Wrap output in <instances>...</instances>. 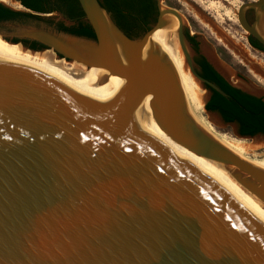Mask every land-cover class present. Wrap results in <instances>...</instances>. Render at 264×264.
Segmentation results:
<instances>
[{
  "label": "water",
  "instance_id": "obj_1",
  "mask_svg": "<svg viewBox=\"0 0 264 264\" xmlns=\"http://www.w3.org/2000/svg\"><path fill=\"white\" fill-rule=\"evenodd\" d=\"M160 1L156 22L136 38L98 0H78L95 40L34 25L21 33L57 59L128 77L122 81L65 88L0 51V264H264V170L200 122L149 39L164 19L178 21L204 105L211 90L225 94L197 73L181 15ZM42 16L72 24L60 12ZM236 17L264 47V0L242 3ZM0 37L32 54L48 51ZM205 111L239 139L264 136L241 135Z\"/></svg>",
  "mask_w": 264,
  "mask_h": 264
},
{
  "label": "trees",
  "instance_id": "obj_2",
  "mask_svg": "<svg viewBox=\"0 0 264 264\" xmlns=\"http://www.w3.org/2000/svg\"><path fill=\"white\" fill-rule=\"evenodd\" d=\"M15 1L25 10L13 9L0 3V27L5 23L27 24L95 40V34L84 20V13L78 0ZM99 3L111 15L115 24L130 38L143 34V28L154 12L153 0H99ZM54 12L63 13L72 24L67 26L62 21L55 22L51 16H42ZM6 39L14 43L22 42L36 51L46 48L35 40ZM248 42L253 48L264 51V47L251 36H248ZM198 66L197 73L215 84L225 94L223 96L211 90L212 94L204 108L219 112L226 122H237L242 135L253 136L259 132L264 133V101L229 85L204 58L198 60Z\"/></svg>",
  "mask_w": 264,
  "mask_h": 264
},
{
  "label": "bare ground",
  "instance_id": "obj_3",
  "mask_svg": "<svg viewBox=\"0 0 264 264\" xmlns=\"http://www.w3.org/2000/svg\"><path fill=\"white\" fill-rule=\"evenodd\" d=\"M225 1L232 6L238 5L237 0ZM0 2L5 3L9 6L17 4L19 7H21L18 2H13L10 0H0ZM206 8L214 12L222 9L225 15L230 16V18L232 17L235 22L237 20L236 15L233 14L228 8L223 7L221 2L219 1L209 2L206 5ZM215 18L217 19L218 16ZM173 21L178 23L177 19L174 17L164 19L162 25L150 34L149 39L157 44V46L169 58L170 62L176 70L177 77L183 91L185 92L200 122L209 132V134L213 136L217 141H219L222 145H224L228 150H230L243 160L264 170V154H259L256 152L257 149H264V136H256L250 140L234 138L227 133H222L215 129L212 124V121L216 120L215 115L210 116L209 118L204 115L206 112L204 109V101L207 92L205 91V89H203L201 83L191 74L189 67L185 62L181 44L180 42H178L179 40H175V42H173V39L170 36L172 29L171 27H169V25ZM216 40L222 45L226 46V44L220 37H216ZM146 47L147 44L143 49L142 56L144 55V50ZM228 47L229 46H227V48ZM242 49L246 55V58L248 57L250 60H253L261 65V60L257 59L255 55H253L247 48L242 47ZM0 51L15 63L35 69L57 81L65 88H83L108 80L122 81L128 78L127 76L121 74H109L105 69L100 67L91 66L87 68L83 64L77 63L75 61L67 62L64 59H57L51 51H46L41 54H32L30 52L24 51L19 46V44H11L4 41L1 37ZM202 51L213 62V64L217 68H219V66L213 61L212 54L206 46L202 47ZM232 54L233 56H237L234 53ZM241 57L243 58L244 56L242 55ZM246 58L243 59L247 61L248 59ZM250 60L248 61L252 62Z\"/></svg>",
  "mask_w": 264,
  "mask_h": 264
},
{
  "label": "rangeland",
  "instance_id": "obj_4",
  "mask_svg": "<svg viewBox=\"0 0 264 264\" xmlns=\"http://www.w3.org/2000/svg\"><path fill=\"white\" fill-rule=\"evenodd\" d=\"M211 1L218 0H161L160 4L163 7H174L183 19V26L187 27L188 29L192 28V30L197 32V51L203 55L207 61L213 64V62L202 51V47L206 46L220 69L214 64L213 65L229 82L243 91L259 95L264 99V78L259 74L260 71L256 70V68L251 66L249 63H246L247 61L243 59L246 58V55L242 47L247 48L253 55H255L257 59L261 60L260 65L259 63L250 60L248 57L246 58L252 61L262 70H264V53L253 49V47L249 44L247 33L239 25L238 20L235 22L232 17L230 18V16L225 15L222 9H219L217 12L207 9L206 5ZM220 1H222L221 4L223 7L228 8L233 14L236 15L239 5L248 0H237L238 5L236 6H232L223 0ZM9 7H14L13 9L20 10L23 9L17 4ZM207 12L213 14V23L206 18ZM217 16L218 18L216 19L215 17ZM26 25L27 24L5 23L0 27V34L8 39H28L27 37L21 35L22 31H24V28L26 29ZM216 37H220L226 46L219 43L216 40ZM19 43L23 44L22 42ZM23 45L27 46L26 44ZM227 46L229 47L227 48ZM45 49L48 51L51 50L49 47H46ZM230 50L237 56H233ZM242 55L244 56L243 58L241 57ZM235 75H238L239 77H236ZM204 115L207 118L213 116L208 115L206 112ZM212 124L217 131L227 133L234 138H238L236 135H234L233 128L223 124L217 119V117L215 121H212ZM256 152L259 154H264V149H257Z\"/></svg>",
  "mask_w": 264,
  "mask_h": 264
},
{
  "label": "flooded vegetation",
  "instance_id": "obj_5",
  "mask_svg": "<svg viewBox=\"0 0 264 264\" xmlns=\"http://www.w3.org/2000/svg\"><path fill=\"white\" fill-rule=\"evenodd\" d=\"M99 1V0H98ZM219 2H221L222 3V1H220V0H218ZM224 2H226L225 0H223ZM153 2H154V12H153V14L151 15V17L149 18V21H148V23H147V25H145V27L143 28V30H144V32L145 31H147L150 27H151V25H153L155 22H156V20H157V16H158V5H157V0H153ZM168 8H173V9H175L174 7H168ZM176 10V9H175ZM252 16V12H247L246 13V17H247V19L250 21L251 20V17ZM206 18L210 21V22H214L213 21V14H211L210 12H207V16H206ZM176 26H177V23L175 22V21H173L170 25H169V27H171V34H170V36H171V38L173 39V42H175V40H177L178 41V37H177V35H176V32H175V29H176ZM143 32V33H144ZM196 31L195 30H192V28H190V29H188L187 27H185V26H183L182 27V34L185 36V38H186V40H187V42H188V44H189V46H190V48H191V50H192V52H193V56H192V58H193V62H194V64H195V66H196V68H197V70H199V66H198V60L199 59H201V58H204L206 61H207V59L203 56V55H201L198 51H197V46H198V43H197V40H196ZM179 42V41H178ZM212 59H213V57H212ZM213 61L217 64V62L215 61V59H213ZM208 62V61H207ZM236 77H239L238 75H235ZM229 85H231L232 87H234L233 85H232V83L231 82H229L228 80H226V79H224ZM235 88H237L238 90H240L241 92H244L242 89H240V88H238V87H235ZM244 93H246V92H244ZM212 94V93H211ZM211 96V95H210ZM214 112H216L222 119H223V117L221 116V114L219 113V112H217V111H214ZM233 123H235V125H236V131L239 133V134H241L240 133V126H239V124L237 123V122H233ZM256 134H260V135H262V134H264V133H256ZM242 135V134H241Z\"/></svg>",
  "mask_w": 264,
  "mask_h": 264
}]
</instances>
